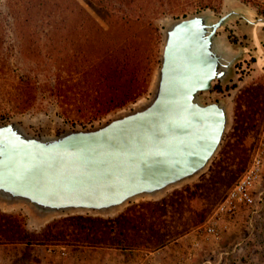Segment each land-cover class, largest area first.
I'll list each match as a JSON object with an SVG mask.
<instances>
[{"label": "rangeland", "instance_id": "rangeland-1", "mask_svg": "<svg viewBox=\"0 0 264 264\" xmlns=\"http://www.w3.org/2000/svg\"><path fill=\"white\" fill-rule=\"evenodd\" d=\"M200 4L0 0V124L14 123L27 135L44 138L97 128L146 105L156 89L172 23L195 14L210 21L229 11L242 16L230 18L217 31L224 49L236 56L228 74L199 95L204 104L219 102L227 115L221 143L207 165L161 192L105 211L46 213L0 198V264H264V160L253 190L254 206L241 211L219 241L201 232L257 149L264 148V0H219L208 8ZM80 9L104 29L106 22L127 27L130 20L148 15L160 37L158 63L152 64L149 76L144 80L140 71L136 82L129 76L113 84L119 92L144 81L145 92L101 117L85 116L98 92L72 97L73 88L85 80V65L75 51L94 40ZM27 79L35 89H26L22 83ZM62 93L69 98L65 104ZM25 102L30 106L20 112Z\"/></svg>", "mask_w": 264, "mask_h": 264}, {"label": "water", "instance_id": "water-1", "mask_svg": "<svg viewBox=\"0 0 264 264\" xmlns=\"http://www.w3.org/2000/svg\"><path fill=\"white\" fill-rule=\"evenodd\" d=\"M232 17L242 16L229 11L210 21L195 14L172 23L154 95L137 110L46 138L0 124V198L46 213L105 211L200 172L227 124L225 108L199 95L223 80L236 59L217 38Z\"/></svg>", "mask_w": 264, "mask_h": 264}, {"label": "trees", "instance_id": "trees-1", "mask_svg": "<svg viewBox=\"0 0 264 264\" xmlns=\"http://www.w3.org/2000/svg\"><path fill=\"white\" fill-rule=\"evenodd\" d=\"M200 1L202 8H208L211 2L219 3V0ZM79 11L85 23L90 24L94 40L93 44L81 46L75 51L74 57L80 59L78 62L85 65L82 70L85 73V80L82 81V86L75 87L77 89L73 88L72 97L80 98L91 89L98 92L96 94L98 101L95 102V105L89 106V112L85 116H89V118L101 117L135 101L145 92L144 81L140 85L141 87L119 92L115 90L113 84L115 80L129 76H133L132 78L136 82L138 79L136 74L140 71L144 73L145 80L149 76L152 64L158 63L160 37L158 30L151 22L152 18L148 15L137 16L133 21H129L127 27L120 28L105 21L107 29H104L83 9ZM29 83L30 80L27 79L22 84L26 86V89H35ZM61 95V104H65L66 99L69 100V98L63 93ZM29 106L30 103L25 102L18 110L23 112Z\"/></svg>", "mask_w": 264, "mask_h": 264}, {"label": "built area", "instance_id": "built-area-1", "mask_svg": "<svg viewBox=\"0 0 264 264\" xmlns=\"http://www.w3.org/2000/svg\"><path fill=\"white\" fill-rule=\"evenodd\" d=\"M264 148L259 147L239 179L230 188L201 232L208 238L219 241L239 213L254 206L253 190L260 180L263 168Z\"/></svg>", "mask_w": 264, "mask_h": 264}]
</instances>
